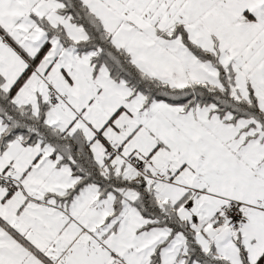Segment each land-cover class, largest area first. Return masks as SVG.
I'll return each mask as SVG.
<instances>
[{"label": "snow or ice", "instance_id": "obj_1", "mask_svg": "<svg viewBox=\"0 0 264 264\" xmlns=\"http://www.w3.org/2000/svg\"><path fill=\"white\" fill-rule=\"evenodd\" d=\"M0 264H264V0H0Z\"/></svg>", "mask_w": 264, "mask_h": 264}]
</instances>
